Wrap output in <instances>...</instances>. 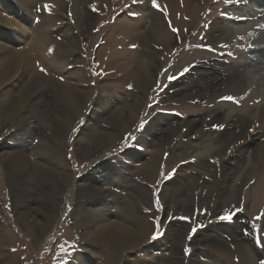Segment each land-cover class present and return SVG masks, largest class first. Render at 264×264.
<instances>
[{"label":"rangeland","instance_id":"obj_1","mask_svg":"<svg viewBox=\"0 0 264 264\" xmlns=\"http://www.w3.org/2000/svg\"><path fill=\"white\" fill-rule=\"evenodd\" d=\"M42 1L33 0L34 3H39L43 10L47 5L49 8L47 11L46 7L45 14H53L55 17L54 20L57 23L55 25L52 23L49 32L51 38L57 42L53 52L59 51L61 55L59 60L63 68L59 71L52 67L50 72L44 68L46 71L43 73L47 75V78H43L38 83V89L41 93L43 92L44 96L40 95L37 100H28L23 105L24 108L20 111L18 117L12 116L5 123L0 119V219L3 224L12 229L14 235V237L12 236L14 239L10 238L11 235H6L7 238L3 241H6V244L10 243V245H0V253L1 251L4 253L9 251L11 256H14L13 264H72L74 261L77 263V257L80 256L92 257V260L89 259L88 261L89 264L106 263L107 248L101 245L97 247V244L81 239L80 233L83 228L76 227L75 224L77 220H81V216L84 214L87 217L90 215V213L85 212L89 208L88 206L99 205L90 196L92 195L90 192L92 189L95 192L97 201L107 205L106 210L102 208L104 217L100 216L107 220L106 222L118 223L122 228H127L131 233H134L136 222L134 217L128 216V214H135L142 217L146 216L147 222L151 225L148 233L139 238L130 250H126L119 263L115 262L114 264H130L127 260L130 259V256L140 260L143 258V249L147 247L161 260L164 261V258L179 259L181 264H212L210 257L223 259V251L235 252L234 256L231 254V257H225V260L228 261L227 264H238L237 247L234 244H240L245 240L258 251L255 264H261L260 260H264V216H262V213H264V200L263 206L257 208L255 213H250L249 200L246 199L245 195L247 188L255 182V178L244 181V184L240 181L236 182L242 186V191L240 200L235 207L230 206L231 203H235L233 201L219 202L218 204H213L212 201L209 202L208 200L214 198L218 200V195L213 193L211 189H207L209 183H215L214 175L219 176L224 168L225 177L227 173L237 174L241 171L243 167H239L240 161H233L232 156L245 146L246 140L251 135L257 132L260 133L263 130L258 128L260 124L256 122L254 125H249L244 136H234L233 142H227L218 152L203 155L202 157L206 161L204 169L190 168V166L195 165L196 156L177 160L173 165L166 159L169 157L168 147L171 148L179 141L184 143L198 141L200 138L197 133L198 129L205 132H219L226 126L225 118L213 120L210 119V116H207V110L212 109L214 106L213 102L206 103V101L191 97L177 98V101H173L170 95L175 94L176 81L181 77H186L187 74H192L193 68L198 67L196 61L201 60L207 63L215 57L220 59L219 63L228 64L226 62L239 61L246 57L245 55L248 54V49L251 47L249 46L251 44L249 43L250 39L247 36L250 34L256 36L260 31L259 25L264 19L261 15H264V4L262 3L264 0H258L255 3L250 1L246 3V0H241L242 4H240V0V2L236 0L233 4L230 0H199L202 5L200 19L192 27L189 25L183 26L182 33L179 26L171 25L173 19L168 9L154 7L152 0H112L109 6H105L104 2L98 4L96 0H78L81 9L84 8L83 14H86L87 11V17L82 18L74 13L72 4L75 0H62L66 2V4L64 3L65 6L56 10H54L55 7H51L52 0ZM176 1L180 4L183 2V0ZM235 7H243V10L251 15H247L248 17L241 16L243 18L242 22L232 24L230 20L238 19L240 13L236 12ZM10 11L8 10V12ZM149 11L159 14L167 29L169 28L176 38V43L174 42V46L170 45L171 50L169 52L163 50L164 44L160 45L151 38L147 40L145 45L132 47L134 44L128 43L124 34L117 29V20L126 16L134 20L137 23L136 26L149 23ZM21 13L22 11L17 15L21 16ZM34 13L33 19L31 12H29L26 19H22L0 10V27L3 29L2 31L11 36L12 39L19 40L14 43L10 40H3V44L7 45L8 48L10 47V49L0 48V62L9 54L8 51L14 49H24L29 55L28 48L31 50V57L40 61L39 57L33 53L34 48L31 43L32 31L39 24V6ZM177 13L180 12L176 11L175 14L177 15ZM217 18L228 21V24L233 27V37L225 45L207 46L202 44L205 40V32L208 31L213 20ZM183 19L187 22L188 18L183 17ZM248 23L255 24L248 25ZM173 29L177 31L174 32ZM17 31L23 33L24 37L22 39L15 38ZM263 35L264 33H262L264 45ZM70 38L74 41L73 43ZM103 53L104 56H102ZM111 53H113L112 57H110ZM115 53L119 55L116 56ZM148 58L150 61L153 60L154 64L157 63L159 67L151 84L147 83L144 86L143 82H140L141 87H145L143 95L138 88L132 87L131 89L129 87L131 75L129 76L127 71L122 73L116 65L108 68V65L105 64L107 59H111L112 64L122 61L127 64V69L132 72L134 68L139 67ZM186 68L189 69L187 72H185ZM176 72L177 74H174ZM14 76L15 80L9 79L12 83L13 81H20L21 78L18 79L16 75ZM77 77L82 79V82L79 83ZM169 77L175 78L169 79ZM10 81L0 90V93L13 94L22 84L19 82L16 87H12ZM65 82H68L69 87L81 91L79 109L77 108L74 114L72 108L67 107L66 100L62 99L60 95L63 86L61 84H65ZM102 84H106L105 88L103 86L100 88ZM129 91L133 94H139V98L143 97L139 104V112L129 127L117 132L118 126L113 128L112 123L115 120L110 116L115 112L114 106H119V103L123 101H126V103L129 101ZM71 95L74 97L72 93ZM231 96L235 98V102L222 101L219 98L215 104L225 103L226 105L239 106L242 98L234 93ZM185 104H193L197 108L188 111L182 108ZM202 105L204 109L200 107ZM62 111L69 112L67 115H61ZM32 115L33 117H31ZM38 115L45 118V120L40 117L37 118ZM157 115H164L170 121L173 119L180 121L181 127L179 129L182 133H185V136L174 133L163 140L162 160L158 164L155 173L150 179L146 180L143 178L141 163L147 159L146 157L150 153L140 144L139 139L148 130V124L151 120L154 122ZM201 118L206 121L202 123L204 126L199 124L198 127H195L196 129L183 126L184 120L191 119V121H194ZM214 125H222L223 127H214ZM246 126L247 124L241 130L244 131ZM262 126L264 128V124ZM154 129L155 127L150 132L151 136H146L145 139L152 144H157L159 140L163 139V136ZM14 131L16 138L17 136H23L26 139L27 143L25 142V144L27 145L23 149V155L31 167H25L24 171L20 172L16 178H12L13 181L8 182L5 164L11 159L10 157L13 156L15 151V148L11 147L15 145L10 140L13 138L11 133ZM262 133L264 134V132ZM100 134H109L114 138L111 142L105 141L106 143L100 144L98 141L100 140L98 139ZM170 137L171 140L169 141ZM51 144L62 151V163L68 164L65 175H69L68 180L62 186L61 198L56 201L57 211L50 214L46 219V216L42 214L45 212V207H47L44 203L46 197L42 195L44 193H48V195L52 192L55 193V186H44L40 175L31 176L30 170L36 167L37 163L39 165V161L35 157L39 153H49L48 146ZM12 149L14 150L12 151ZM133 158H139L138 162H134L136 159ZM227 160L229 165L226 163ZM262 163L264 164V155L259 154V157L255 155L253 156V162L248 167L254 168L255 165L260 167ZM49 164H44L45 168L52 165ZM95 164L100 165L101 171H95L97 166H94ZM132 166L134 168L128 170ZM221 168L222 170H220ZM174 169L175 173H173ZM103 172L106 174L109 172L111 177L103 175ZM115 175L120 176L117 181L113 180L111 183L108 181L109 185L102 184L104 181L107 182L108 178L112 180ZM190 175L192 179L190 178L186 182L193 188H181L180 181ZM220 178L219 181L222 179ZM85 182L88 183L89 188L87 189L89 191H83V193L80 188L81 184ZM203 184L205 185L203 186ZM138 185L141 186V193L139 192V194L136 192ZM165 185L173 188L167 196L162 193ZM26 188L30 190H27L22 196L21 191L24 190L23 192H25ZM11 191L15 196L18 195V212L30 213L29 224L41 228L40 233L26 230L17 220L12 205ZM31 192L34 195L30 194ZM189 195H193L191 198H194V201H187L186 204L183 197H189ZM41 196L42 198H40ZM181 199H183L182 202H180ZM217 200L214 201L217 202ZM93 202L95 205L91 204ZM25 205L30 209L24 210ZM220 207L224 208L219 215L225 212L235 214L238 209L240 210L238 212L245 215V217L240 216V221L243 222L246 228L250 229L252 240L248 239L250 238L249 235L248 238L242 236L237 226L238 223H230L229 221H227L228 224L205 223L208 221H205L208 212ZM183 217H189V219H182ZM257 217L261 218L257 219ZM87 221H89V217ZM217 221L223 220L218 219ZM193 228L197 229L195 233L192 231ZM241 231L243 232V228ZM0 232H3V228ZM154 232L160 233L156 239L151 238ZM205 233H211L212 239L209 240ZM258 237L260 245L256 244ZM174 240L179 242L178 249L172 247ZM93 248L97 254L91 251ZM185 249L191 251L186 254ZM8 255L4 254V257H1L0 264H4ZM161 263L165 264V262Z\"/></svg>","mask_w":264,"mask_h":264},{"label":"bare ground","instance_id":"obj_2","mask_svg":"<svg viewBox=\"0 0 264 264\" xmlns=\"http://www.w3.org/2000/svg\"><path fill=\"white\" fill-rule=\"evenodd\" d=\"M96 1H98V4H102V2H104L105 6H109L112 2V0H96ZM230 1L233 4V2H235L236 0H230ZM242 1L240 2V4H242ZM247 1L255 3V1L258 0H246L245 2L247 3ZM64 3L66 4V2L62 0H52L51 7L52 8L55 7L54 10H56L58 8L64 7L65 6ZM157 3L160 7L168 9L173 19V24L171 25L179 26V28L181 29V33L183 32L182 29L183 26L189 25L192 27L194 23H196L197 20L200 19L202 5L199 0H183L181 4L176 0H157ZM262 3L264 4V2ZM38 6L40 7V13H39L40 16L38 22L39 24L38 25L36 24L37 26H35V30L32 29L34 32L32 31L31 43H32V47L34 48L33 53L37 57H39L40 61H37L35 58L31 57V50L28 48V52L31 58L29 57L26 50L14 49L13 51H8L9 54L6 55V57L0 62V90L4 88L7 84H9L10 78L12 80H15L14 75H16L18 79L19 78L21 79L20 81H13V83L10 81V85L12 87H16L19 82L22 83L19 89L13 94L6 95V93L5 94L0 93V119L4 123L6 120H9V118L12 116L18 117L20 111L24 108L23 105H25V103L28 100L29 101L37 100L39 99L40 95H43L42 94L43 92L41 93V91H39L40 89H38L39 88L38 83L39 81L43 80V78H47V75H44V73L41 71V68L48 69L49 72L52 67L53 69L55 67V69H58L59 71H61L63 68L59 60V56L61 57L59 51L53 52V50L57 45V42L56 40H53L51 38L50 36L51 33L49 32L51 30V28L49 27H51L52 23L53 25L57 23L54 20L55 17L53 16V14H49V13L45 14L46 7L43 10L42 7L39 5V3L38 4L36 2L34 3L33 0H0V8H1L0 10L4 11L6 14L9 13L12 14L13 17H20L22 19H26L29 16V12L32 13V19H33V17L35 16L34 12ZM72 7L74 13L78 15L79 18L87 17L86 16L87 11L86 14H83L84 8L81 9V4L79 3L78 0L73 1ZM48 8L49 7H47V11ZM234 9H236V12H240V13L238 19L230 20L232 24L233 23L237 24L242 22L243 18H241V16L248 17L247 15H251V14H247L243 10V7H238V8L235 7ZM8 10L11 11L8 12ZM21 11H22L21 16H18L17 14L20 13ZM176 11L180 12L177 13V15L179 16L175 14ZM148 14H149L148 17L149 23H147L148 25L143 22L144 24H142L141 26H136L137 23L131 18L126 16V17H121L120 20H117V29L124 34V37L127 39V42L130 44H134L137 46L145 45L147 43V40L151 38L157 41V43H159L160 45L164 44L163 50L169 52V50H171L170 45L174 46L175 45L174 42L176 43L175 36L171 33V30L169 28L167 29L164 21L161 19V16L159 14L150 11ZM261 15L264 17L263 14ZM183 17L188 18L187 22L183 19ZM249 24L252 25L255 23H248V25ZM259 28L260 31L256 36L255 35L252 36L251 34L247 36L250 39L249 43L251 44H249V46L251 47L250 49H248V54L245 55L246 57H244L242 60L229 61V62L225 61L228 64L219 63L220 59H216L215 57L211 58L210 61H208L207 63L198 60L196 61L198 67L193 68L192 74H187L186 77L185 76L181 77L176 81L175 94L170 95V97L173 98V101L175 100L177 101V98L191 97L204 102L206 101V103L213 102L214 106L212 109L207 110V116H210L211 117L210 119L213 120L214 119L221 120L222 118L223 119L225 118L224 120H226L227 124L224 127V129L219 132H205L203 130L198 129L197 133L200 137V138L198 137L199 138L198 141L196 140L188 141L185 143L179 141L176 144L172 145L171 148L168 147L169 157L166 159L168 162H170L173 165L177 160L196 156L197 161L195 162V165L190 166V168L197 170L204 169V165L206 161H204L202 157L203 155H210L213 152H218L222 147H224L227 144V142H233L234 136H239V137L244 136L246 134L245 130L249 125L250 126L254 125L256 124V122L259 123L260 126L258 128H261V130L262 129L263 130L260 133L257 132L258 133V134L256 133L257 135L256 134L251 135V137L247 140L244 137L246 140L245 146L239 149V151H237V153L232 156L233 161L236 162L240 161L239 167L240 168L243 167L241 171L237 174L227 173V176L225 177V172H224L225 168L223 170L221 168L220 169L222 170L221 174L219 176L217 174L214 175L215 183L214 184L209 183V187L207 188V189H211L213 193L218 195V200L215 198L208 200L209 202L212 201L213 204L214 203L218 204L219 202L226 203L230 201L238 203L241 196L242 186L238 185V183L236 182L240 181L241 183L244 184V181L255 178V182L250 187H248L245 192L246 199L249 200L250 213H255L257 208L259 209L261 205L263 206V200H264V164L262 163L260 167H257L256 165L254 166V168L248 167V165H250V163L253 162V156L256 155L259 157V154L264 155V137H263L264 134L262 133L264 132V128L262 126L264 124V92H263L264 91V45L262 42V33H264V19L261 21V25H259ZM57 29L59 30V28ZM2 30L3 29L0 27V37H1L0 48L7 50L10 49V47L8 48L7 45H4L3 40H10L13 43L19 40L12 39L11 36L7 35ZM16 33H17L15 37L16 39H22L24 37L23 33H21L20 31H17ZM233 35H234L233 27H231L230 24H228V21H224L222 19L217 18L213 20V22L210 24L208 28V31L205 32V36H204L205 40L204 42H202V44L207 46L225 45L229 42V40H231ZM70 41L72 43L74 42L72 38H70ZM166 43L168 44L166 45ZM113 53L110 54V57H112ZM115 54L116 56L119 55L117 53ZM102 56H104V53L102 54ZM105 64L108 65V68H111L116 65V67L119 68L118 70L122 71V73L127 71L128 75L129 76L131 75V79L129 82L130 83L129 85H131L130 88L131 89L132 87L138 88L140 92L142 91L141 92L142 95H143V91L145 90V87H141L140 82H143L144 86L147 83L151 84L156 75V71H158V67H159L157 63L154 64V61L153 60L150 61L149 58L145 59L144 62L139 65V67H137L136 69L134 68L132 72L129 69H127L126 66L127 64H125L122 61L112 64L111 59L110 60L107 59ZM174 74H177V72ZM77 80L79 81V83L82 82V79H79L78 77ZM61 85L63 86L62 89L60 90V95L62 99L66 100L67 107L69 106V108L70 107L72 108L71 110L74 111L73 112L74 114L76 112L75 110L77 108L79 109L81 91L77 90L76 88L69 87L68 82H65V84H61ZM102 86L105 88L106 84H102L100 88H102ZM254 88L255 90H253ZM71 93L74 95V97H72ZM233 93L239 95V97L242 98L241 104L239 106H235L233 104L226 105L225 103H221V105L215 104L217 99L225 96H231V94ZM128 96L130 97L129 101L127 103L126 101L125 102L123 101L122 103H119L120 104L119 106H114L113 108L115 112L113 111L114 113L110 116L115 120L112 123L113 128H116L118 126V128L116 129L117 132L120 130L121 131L125 130L127 127H129L133 123V120L137 117L139 112V104L141 103V99L143 97L139 98V94H133L131 91L128 92ZM200 107L204 109L203 105ZM182 108L190 111V110H195L197 106L193 104H185ZM68 112L69 111L65 113L62 111L61 115L64 114L67 115ZM31 117H33V115ZM36 117L37 118L40 117L45 120V118H43L42 116L38 115ZM154 119H155L154 122H152L151 120V122L148 124L149 125V127L147 128L148 130L146 132L144 131L145 133L142 134L143 137L141 136V138L139 139L140 144L143 147H145V149H147L150 153L147 155V157L144 155L147 159L141 163L143 178L146 180L150 179V177L155 173V171L158 168V164L162 160L161 155L163 153V148H164L163 140L166 139L167 136H171L174 133L177 135L185 134L180 131L179 127H181L180 126L181 123L180 121L178 122V120L176 119L170 121L164 115H157ZM203 122H206L205 119L203 118L195 119L194 121H191V119L190 120L187 119L184 120L183 126H188L190 127L189 129H196L195 127H198L197 125L199 124H201V126H204V124H202ZM245 124H247V126L244 128L243 131L241 130V128ZM154 127L157 130V132H159L163 136V139L159 140L157 144H152L151 142L145 139L146 136H151L150 132L153 130ZM14 134L15 131L11 133V136H13V138H11L10 140L15 145V146H11L12 148H15L14 151L15 154L13 153V156L10 157L11 159H9L5 164L6 167L5 172L8 174L6 179H8V182L13 181L12 179L13 177L16 178V176L20 172L24 171L23 169L25 167L30 166L29 163H27L26 161V157H24L23 155V149H25L27 145L25 144L26 139H24L23 136L21 137L17 136L16 138V134L15 135ZM98 136H99L98 139H100L98 140L100 144L106 143L105 141L111 142L114 138V136H111L109 134H105V135L100 134ZM170 140L171 137L169 138V141ZM5 144L8 145L9 142L8 144L7 143ZM13 150L14 149H12V151ZM48 151L50 154L39 153V155L35 157L36 160L39 161V165H37L38 164L37 163L36 167H33L30 170L31 176H35L38 174L40 175L41 177L40 179L43 180L44 186L45 185L55 186V193L52 192L50 195H48V193L46 194L44 193L42 195L46 197L45 199L47 201L44 202L46 203L47 206L45 207V212L42 211L43 212L42 214L46 216V219L49 217L50 214L57 211L58 205L56 201L57 199L61 198L62 186L65 184L66 180H68V175H69V174L65 175V171H67L68 164L62 163L63 160L61 159L62 151L53 144L48 146ZM84 153L85 155H87L86 152ZM138 159H136L134 162H138ZM48 163L52 165L49 164L50 166L48 168L47 167L45 168L44 164H48ZM226 163L227 165H229L228 160L226 161ZM96 165L97 164H95L94 166ZM133 168L134 166L130 167L128 170ZM99 170H100V165L98 164L95 168V171L99 172ZM109 174H110L109 172L107 174L103 172V175L107 177L108 176L111 177V175ZM197 177H201V176H197ZM119 178L120 176L115 175L113 176L112 180H109L108 178V180L106 179L107 182L104 181V183L102 184L109 185L113 180L117 181V179ZM190 178L191 175L188 176L187 178L186 177L183 178L179 183L180 187L184 189L186 187L188 189L193 188L191 185H188L186 182ZM219 178L221 179V181H219ZM108 181L110 183H108ZM87 184H88L87 182L81 184L80 189H82L81 190L82 192L89 191L87 189L89 188ZM204 185L205 184H203V186ZM138 186L136 192H138L139 194V192L141 193V186L140 187ZM27 190L30 189L26 188L25 192H23L24 190L21 191L22 196L24 195V193H26ZM172 190H173L172 187L165 185L162 193L167 196L169 193H171ZM90 192L92 193V195L90 196L94 198L92 200L94 202H97L96 204L99 203V205L88 206L89 208L85 210L87 214L90 213V215H88L89 221H87L88 217L85 216L84 214L83 216H81V220H77L75 222L76 227L83 228L82 232L80 233V238L89 243L92 242L93 244H97L98 245L97 247L101 245L102 247L107 248L109 252L107 251L106 263L100 262L99 264H114L115 262L119 263V261L123 258L126 250H130L132 246L135 245V243L139 238L144 237V235L148 233L149 228H151V225L147 222L146 216L142 217L131 213H130L131 215L128 214V216L134 217V220L136 222V231L134 233H131V231H129L127 228L126 229L122 228V226L118 225V223L106 222L107 220L101 218L100 216H103L104 214V210L102 208H105L106 210L107 205L103 202L97 201L95 192H93L92 189ZM11 194H12L11 195L12 205L13 208L15 209L14 214L16 215L17 220H19L20 224H22L26 228V230L28 229V231H34V232L37 231L40 233L41 228L36 226H31L29 224L30 221L29 215H31L30 213L26 214L24 211L20 213L18 212V207H17L19 204L17 199L18 195L15 196V194L12 193V191ZM30 194L34 195L32 192ZM42 196L40 198H42ZM192 196L193 195H189V197L188 196L183 197L184 202L187 204V201L190 200L194 201V198H191ZM183 199H181L180 202H182ZM214 200H217V202H215ZM94 202L91 204H94ZM26 209H30V208L25 205L24 210ZM242 216L245 217V215ZM95 218L98 219L96 220ZM33 220L35 219L33 218ZM6 227H7L6 224H3L1 221L0 231L3 228V232H0L1 246L2 244L10 245V243L6 244V241H3V239L7 238L6 237L7 234L11 235L10 237L11 239H14L12 229H10V227H7L6 229ZM5 230H6V234H5ZM205 234L209 238V240L212 239L211 233L210 234L205 233ZM178 243L179 242L177 240H174L172 247L176 249ZM234 245L237 247L236 257L239 258L238 264H255V260L258 257V251L255 249V247H253L248 242H246V240L240 244H234ZM91 251L93 253L94 252L96 253V250L94 248ZM8 253L10 252L8 251L4 253L3 251H1L0 259L1 257H4V254L8 255ZM234 253L235 252L223 251L222 252L223 259H221L220 257H210L211 258L210 260L211 262H213L212 264H227L228 261L225 260V257L227 258L231 257L230 256L231 254L232 256H234L233 255ZM142 256L143 258H141L140 260H138L136 257L134 258L131 256L130 259L127 260L129 261L130 264H162L161 262H165V264H181V260L179 261V259L164 258V261L161 260V258L155 255L153 251L149 249V247L143 249ZM13 257L14 256H11L10 253L8 255V258L4 261V264H13V260H14ZM77 258H78V262L75 263L74 261L72 264H89L88 262L89 259L92 260V257L90 256L87 257L80 256Z\"/></svg>","mask_w":264,"mask_h":264},{"label":"flooded vegetation","instance_id":"obj_3","mask_svg":"<svg viewBox=\"0 0 264 264\" xmlns=\"http://www.w3.org/2000/svg\"><path fill=\"white\" fill-rule=\"evenodd\" d=\"M230 206L235 207L236 203H231ZM223 208L224 207H222V208L220 207V208H217V209H214V210L208 212V217L205 218V221L206 220H208V221H206L205 223L210 222V223H216V224H222V223L228 224L227 221H217L218 220L217 218H218L219 214L222 212ZM238 211H240V210L239 209L237 210V213H235V215L233 216V220L230 223H235V224L238 223L237 226H238L242 236L248 238L247 236L249 235L250 238H248V239L252 240L251 231H250V229L246 228V226L243 225V222L240 221V216L242 214ZM242 228H243V232L241 231ZM245 229H248V230H245ZM188 253H189V251H186V254H188ZM262 261H263V259L260 260V262H262Z\"/></svg>","mask_w":264,"mask_h":264},{"label":"snow or ice","instance_id":"obj_4","mask_svg":"<svg viewBox=\"0 0 264 264\" xmlns=\"http://www.w3.org/2000/svg\"><path fill=\"white\" fill-rule=\"evenodd\" d=\"M152 4H153V6L154 7H156V8H159L160 6L158 5V3H157V0H152ZM45 7H47V5L45 6ZM173 31L174 32H176L177 30L176 29H173ZM132 47H136V45H132ZM189 69H185V72H187ZM41 71L42 72H45L46 70L45 69H43V68H41ZM175 77H169V79H174ZM129 87H131V85H129ZM221 100L223 101V100H228V101H233V102H235V98L234 97H232V96H226V97H221ZM214 127H223L222 125H214ZM173 173H175V169L173 170ZM157 203H158V201H157ZM235 214L233 213V214H229L228 212H225L224 214H222V215H219L218 216V219H220V220H223V221H229V222H231L232 220H233V216H234ZM262 216H264V213H262ZM261 217H257V219H260ZM182 219H185V220H187V219H189V217H183ZM193 233H195L196 231H197V229H195V228H193ZM158 235H160V233L159 232H154L153 233V236L151 237L152 239H156L157 238V236ZM191 238V237H190ZM256 244L257 245H260V239H259V237L256 239ZM186 251H189L190 252V249H186ZM261 264H264V261H262L261 262Z\"/></svg>","mask_w":264,"mask_h":264}]
</instances>
